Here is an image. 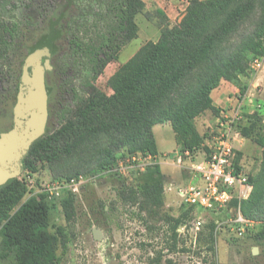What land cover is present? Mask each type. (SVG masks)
<instances>
[{
  "label": "rangeland",
  "instance_id": "374dc122",
  "mask_svg": "<svg viewBox=\"0 0 264 264\" xmlns=\"http://www.w3.org/2000/svg\"><path fill=\"white\" fill-rule=\"evenodd\" d=\"M143 1L145 11L135 17L136 37L122 47L95 81L103 94L114 93L144 51L158 39L164 21L154 12L155 6L161 7L174 23L184 14L182 7L188 0ZM107 2L0 0V18L16 22L19 29L7 49L8 56L0 62L4 73L0 74V133L12 126V108L18 88L15 83H18L21 62L31 47L46 38L51 25L61 15L56 26L59 37L53 43L56 52L45 66L48 101L53 98L54 109L51 114L48 112L44 133L47 130L46 134H52L62 127L65 121L61 117L62 111L66 106L73 108L76 105V98L68 97L67 89H75L86 96L81 89H86L84 82L89 77L87 70L73 65L71 41L80 35L79 29L86 23L104 25ZM251 20L242 25L241 33L252 29ZM254 58L244 75L237 80L222 81L212 90L213 108L195 119L204 140L217 133L221 122L223 129L230 126L239 133L234 144L239 149V162L250 177L252 187L248 197L239 203L240 209L242 202L249 199L259 171L262 149L256 137L264 132V55L259 57V67L253 65ZM229 97L236 104H226ZM239 107V118L233 119ZM222 110L227 117L221 116ZM153 133L159 153L152 160L146 159L143 151H128L127 147H122L116 150L110 164L85 172L83 170L90 167L87 164L101 155L95 143L89 146L92 150L73 151L67 159L48 161L39 158L32 168L23 169L17 176L24 187L22 192L0 198V214L11 213L19 203L44 187L82 177L77 185L62 186L47 193L51 231L61 226L67 237L65 244L58 245L59 264H264V238L257 237L264 230V221L246 217L250 223L242 234L226 227L210 226L203 229L197 241L178 237V225L191 221L193 215L188 214L187 207L180 203L175 187L190 181V166L200 163L203 153L200 149L190 156L182 155L178 162L179 149L170 124H155ZM164 155L167 157L162 158ZM76 171L79 174L73 175ZM69 195L73 197L75 208V215L70 220L66 219L61 207V201ZM197 215L205 216V213L198 210ZM94 228L102 231L101 239L93 238ZM1 241L0 235V264H11L14 252L5 249ZM253 247L258 248V253H252Z\"/></svg>",
  "mask_w": 264,
  "mask_h": 264
},
{
  "label": "trees",
  "instance_id": "16d2710c",
  "mask_svg": "<svg viewBox=\"0 0 264 264\" xmlns=\"http://www.w3.org/2000/svg\"><path fill=\"white\" fill-rule=\"evenodd\" d=\"M145 7L143 0H108L103 26L92 22L79 29L71 50L73 65L89 73L86 89H81L87 95L67 89L68 97L76 98V105L64 108L61 117L65 121L58 131L46 134V130L31 145L23 160L24 170L32 168L39 158L67 159L73 151L92 150L89 146L94 143L101 155L87 164L90 167L85 172L110 164L122 147L157 155L153 126L158 123L170 124L180 152L189 150L191 154L202 149L204 154V137L195 119L213 108L211 92L220 82L237 80L253 57L264 55V0H188L184 14L174 23L155 6L154 12L164 21L158 39L144 51L121 86L112 94H103L95 81L122 47L136 37L135 17ZM249 19L252 29L241 33ZM18 32L16 22L0 18V62L8 56L7 49ZM55 52L53 47L51 55ZM2 70L0 74H4ZM52 99L48 101L49 114L54 109ZM256 142L262 149L260 167L241 211L247 218L264 221V132ZM238 154L237 148L239 162ZM23 189L18 177L10 178L0 185V198ZM61 207L66 219L74 217L71 195L61 201ZM192 211L187 207L188 214ZM0 216L2 245L14 252L11 264H59L58 245L65 244L67 237L61 226L51 231L46 192L30 195L14 211ZM210 226L214 225L209 222L206 227ZM257 237L264 238V230Z\"/></svg>",
  "mask_w": 264,
  "mask_h": 264
},
{
  "label": "built area",
  "instance_id": "2783aa9c",
  "mask_svg": "<svg viewBox=\"0 0 264 264\" xmlns=\"http://www.w3.org/2000/svg\"><path fill=\"white\" fill-rule=\"evenodd\" d=\"M253 65L259 67L261 59L254 58ZM239 112L240 107L235 111L233 119L239 118ZM221 116L227 117L223 110ZM223 126L221 122L217 133L204 140V156L200 163L190 166V181L175 187L180 203L193 208L191 213L193 219L177 227L179 238L188 239L189 237L197 241L198 235L209 222L216 229L226 227L239 234L245 232L250 223V220L242 214L239 205L242 199L248 197L252 188L248 174L237 161L234 139L239 136V133L230 126L225 129ZM177 153L178 162L181 161L182 155L190 156L189 150L177 151ZM145 157L152 160L156 158V155L145 153ZM165 157L167 155L162 158ZM80 179L58 181L57 185L44 187L40 192L52 193L53 190L57 191L62 186L77 185ZM198 210L203 211L205 216L197 215Z\"/></svg>",
  "mask_w": 264,
  "mask_h": 264
},
{
  "label": "water",
  "instance_id": "95a60500",
  "mask_svg": "<svg viewBox=\"0 0 264 264\" xmlns=\"http://www.w3.org/2000/svg\"><path fill=\"white\" fill-rule=\"evenodd\" d=\"M62 15L54 21L46 38L31 47L20 65L16 99L12 108V126L0 133V185L17 177L23 170V160L31 145L45 131L48 119V94L45 66L51 56L53 43L59 37L56 26ZM95 240L102 231L92 230ZM252 253H258L253 247Z\"/></svg>",
  "mask_w": 264,
  "mask_h": 264
},
{
  "label": "crops",
  "instance_id": "0c3cea01",
  "mask_svg": "<svg viewBox=\"0 0 264 264\" xmlns=\"http://www.w3.org/2000/svg\"><path fill=\"white\" fill-rule=\"evenodd\" d=\"M187 3H188V1H185V3H184V7H182L183 9H185L186 8V5H187ZM183 9H181V10H183ZM213 98V97H212ZM227 100H229V101H226L227 103L226 104H230V105H233V104H236V103H233V102H235L234 101V99H232L231 97H229ZM221 106H224V105H221ZM156 140V139H155ZM236 146V145H235ZM236 148H238V147H236ZM158 150V149H157ZM159 153V152H158Z\"/></svg>",
  "mask_w": 264,
  "mask_h": 264
}]
</instances>
